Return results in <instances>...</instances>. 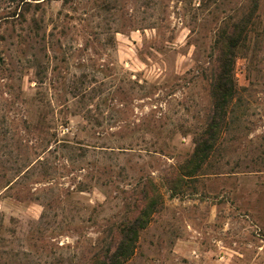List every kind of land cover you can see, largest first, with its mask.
<instances>
[{"label": "rangeland", "instance_id": "rangeland-1", "mask_svg": "<svg viewBox=\"0 0 264 264\" xmlns=\"http://www.w3.org/2000/svg\"><path fill=\"white\" fill-rule=\"evenodd\" d=\"M241 18L227 123L179 181ZM146 178L123 264H264V0H0V264H92Z\"/></svg>", "mask_w": 264, "mask_h": 264}, {"label": "trees", "instance_id": "trees-1", "mask_svg": "<svg viewBox=\"0 0 264 264\" xmlns=\"http://www.w3.org/2000/svg\"><path fill=\"white\" fill-rule=\"evenodd\" d=\"M248 21V18H241L233 22L230 28L218 34L216 69L210 80L211 111L206 126L196 137L189 159L172 172L173 177L179 181L196 176L201 163L216 149L237 94L233 65L236 48L247 36L245 25ZM170 179L174 181L172 177L167 181L169 182ZM170 189L174 191L176 187L171 186ZM153 197L158 198L159 191L152 181L146 178L142 183L134 210L128 220L118 228L120 233L118 243L113 250H108L104 256L96 258L92 264H123V261L131 255L132 249L134 250L135 238L140 227L145 224L146 218L155 209Z\"/></svg>", "mask_w": 264, "mask_h": 264}]
</instances>
